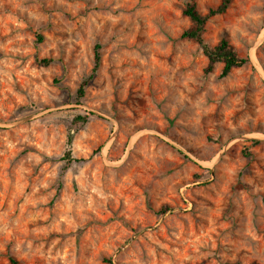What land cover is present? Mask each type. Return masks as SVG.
Instances as JSON below:
<instances>
[{
    "label": "rangeland",
    "instance_id": "1",
    "mask_svg": "<svg viewBox=\"0 0 264 264\" xmlns=\"http://www.w3.org/2000/svg\"><path fill=\"white\" fill-rule=\"evenodd\" d=\"M191 2L0 0V264H264V0L206 26L226 78Z\"/></svg>",
    "mask_w": 264,
    "mask_h": 264
},
{
    "label": "trees",
    "instance_id": "2",
    "mask_svg": "<svg viewBox=\"0 0 264 264\" xmlns=\"http://www.w3.org/2000/svg\"><path fill=\"white\" fill-rule=\"evenodd\" d=\"M232 4V0H223L222 3L216 7L209 10L207 14H202L197 7L196 0H192L189 3L185 10L184 15L190 20V27L185 30L182 37L184 39H188L197 43L200 48L203 50L204 55L208 60V65L205 69L206 74H211L215 70L216 65L222 64L223 69L220 74V78L228 77L234 69L243 68L248 66L251 63L249 58L241 57L235 47H233L229 41L222 40L216 46H211L205 39L204 34L206 31V26L208 22L218 16L225 14ZM42 41V37L39 38ZM101 47L99 45L95 48V67L92 70L90 76L83 80L77 91V98L82 100L86 97V90L93 82L96 77V73L101 66L102 58L100 54ZM41 65L48 66L55 62L54 59L44 58L39 59L38 61ZM75 124H87L88 118L85 117H77L74 120ZM74 141V134H69L68 144L71 146ZM67 158L70 161H75L72 157V153L67 154ZM168 211V208L163 209V214ZM10 264H20L18 260L14 257L9 258Z\"/></svg>",
    "mask_w": 264,
    "mask_h": 264
}]
</instances>
